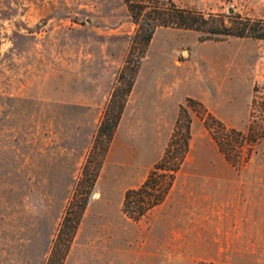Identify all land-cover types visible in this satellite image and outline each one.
Returning <instances> with one entry per match:
<instances>
[{"label": "rangeland", "instance_id": "obj_1", "mask_svg": "<svg viewBox=\"0 0 264 264\" xmlns=\"http://www.w3.org/2000/svg\"><path fill=\"white\" fill-rule=\"evenodd\" d=\"M159 1L264 19V0ZM137 29L125 0H0V264H46ZM199 35L157 28L89 199L103 200L104 250L124 264H264V136L234 166L191 109L165 202L138 221L122 210L162 157L178 115L169 103L193 73L225 84L215 104L242 120L208 108L228 126L264 128V39Z\"/></svg>", "mask_w": 264, "mask_h": 264}, {"label": "trees", "instance_id": "obj_2", "mask_svg": "<svg viewBox=\"0 0 264 264\" xmlns=\"http://www.w3.org/2000/svg\"><path fill=\"white\" fill-rule=\"evenodd\" d=\"M125 2L138 29L132 36L125 64L105 105L93 144L82 165L72 199L66 209L46 264H64L69 254L136 82L142 59L148 51L157 28L175 26L195 30L200 33L198 37L200 41L222 40L228 36L264 39V19L262 18L253 19L235 13L227 21L225 16L220 14H206L190 8L178 7L174 3L166 6L159 0H125ZM126 71H130L129 78H127ZM123 80H126L125 87L121 86ZM255 90L257 91L256 88ZM191 109L203 118L205 126L219 149L234 166L248 162L255 150V145L264 136V128L258 131L251 125L247 131H244L228 126L209 110L203 101L187 97L180 105L173 132L162 157L154 164L142 184L129 188L125 192L122 210L129 218L135 221L141 220L167 199L177 173L190 150Z\"/></svg>", "mask_w": 264, "mask_h": 264}, {"label": "crops", "instance_id": "obj_3", "mask_svg": "<svg viewBox=\"0 0 264 264\" xmlns=\"http://www.w3.org/2000/svg\"><path fill=\"white\" fill-rule=\"evenodd\" d=\"M224 86L225 84L224 83L222 84L221 80L215 74L211 75L209 73H203V72L193 73L187 81L185 80L182 81V84L179 85L177 88V93L181 94V98L169 104H171V106L173 104L175 112L177 113V109H178V113H179L180 105L185 102L186 98L194 97L203 101L207 107H211L212 109H214L217 113H219V115L224 120H229V119H230L229 121L242 120L241 118H237V117L232 119L225 118L220 112L221 105L219 103L218 105L215 104V98L223 94L225 89ZM137 88H138V83L136 81L129 97L136 92ZM155 95H156V89L154 87L153 88L151 87L149 89V96L155 97ZM249 99L250 97H248L246 101L245 114L248 112L247 102L249 101ZM234 127H238L242 129L243 124H239L238 126H234ZM103 204H104L103 200L93 201L90 204L88 203L82 218V223L85 224L86 226L85 235L82 236L80 235V232L79 234L77 232V235L73 241L74 244H72L64 264H124L123 261L124 259L123 256H121L122 255L121 252H120L121 255L109 256L106 254L104 250L106 243L103 240V236L101 237V233L105 231V229H103L104 227L103 223L105 221V217L107 216V213L105 206ZM160 205L156 206L152 210L159 208ZM127 264H140V262L138 261L137 257H134V259L129 258Z\"/></svg>", "mask_w": 264, "mask_h": 264}]
</instances>
